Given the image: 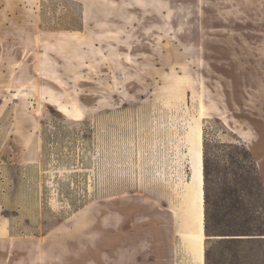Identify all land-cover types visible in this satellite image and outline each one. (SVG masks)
I'll use <instances>...</instances> for the list:
<instances>
[{"label":"rangeland","instance_id":"obj_1","mask_svg":"<svg viewBox=\"0 0 264 264\" xmlns=\"http://www.w3.org/2000/svg\"><path fill=\"white\" fill-rule=\"evenodd\" d=\"M0 264H264V0H0Z\"/></svg>","mask_w":264,"mask_h":264},{"label":"bare ground","instance_id":"obj_2","mask_svg":"<svg viewBox=\"0 0 264 264\" xmlns=\"http://www.w3.org/2000/svg\"><path fill=\"white\" fill-rule=\"evenodd\" d=\"M201 132H199V136H200V139H199V152H200V168H199V182H200V194H199V198H198V223H197V227L198 229L200 230V233L198 235V246H201V244L203 245V242H204V234H203V230H204V196H203V172H202V156H201V140H202V137H201ZM180 220L182 223H184L185 225H189L191 223L192 220L188 219L186 216L182 215L180 217ZM191 228L193 229H196V227L194 225L191 226ZM200 253H201V247H200Z\"/></svg>","mask_w":264,"mask_h":264}]
</instances>
